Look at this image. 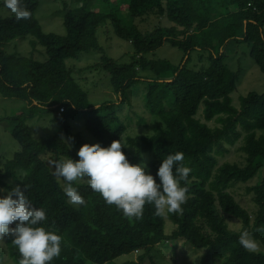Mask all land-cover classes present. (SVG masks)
Here are the masks:
<instances>
[{
	"label": "trees",
	"instance_id": "1",
	"mask_svg": "<svg viewBox=\"0 0 264 264\" xmlns=\"http://www.w3.org/2000/svg\"><path fill=\"white\" fill-rule=\"evenodd\" d=\"M72 1L83 5L64 3L65 34L44 31L36 17L39 0H22L30 12L27 20L0 13V97L26 103L11 128L21 149L0 159V188L26 185L30 201L45 210L42 226L62 238L61 253L49 264H129L116 259L144 251L139 255L143 260L155 248L162 251L156 247L162 244L176 255L180 240L198 264H264V92L250 91L240 106L232 97L246 71L243 55L264 73V0ZM156 18L159 24L152 27ZM102 33L130 42L131 51L109 56ZM28 36L34 37L30 56L7 50ZM164 42L183 52L179 63L156 57ZM39 45L45 49L43 60L34 54ZM90 50H103L95 66L109 73L116 100L91 104L66 62ZM240 55L235 67L230 64L229 58ZM135 94L140 98L133 105ZM42 109L58 119L60 130L37 140L26 120ZM72 119L84 120L102 147L123 141L134 125H149L153 133L127 136L132 151L124 146L122 151L130 163L143 162L154 176L163 158L182 152L184 165L191 168L186 185L181 182L188 188L182 211L158 216L153 205L145 204L141 218L127 217L78 180L72 186L85 204L69 203L65 182L51 162L79 159L80 147L93 144L74 132ZM236 145L243 160L222 162ZM238 185L252 194L251 209L237 199ZM230 219L240 220L241 228L233 229ZM244 230L259 244L255 251L239 244ZM150 259L160 264L153 255ZM9 260L20 264L21 256L11 238L0 239V264Z\"/></svg>",
	"mask_w": 264,
	"mask_h": 264
},
{
	"label": "clouds",
	"instance_id": "2",
	"mask_svg": "<svg viewBox=\"0 0 264 264\" xmlns=\"http://www.w3.org/2000/svg\"><path fill=\"white\" fill-rule=\"evenodd\" d=\"M3 4L17 20L30 18L22 0H3ZM122 146V140H114L108 147L84 144L77 152L79 159L51 162L54 174L65 182L63 191L68 202L85 204L72 182L87 177L90 188L127 217L141 218L145 204L153 205L158 216L180 213L188 192L181 182L186 185L191 172L183 163L184 154L167 155L154 176L143 162L130 163ZM26 191V185L23 189L19 185L0 188V193H6L0 195V239L11 238L21 256L20 264H49L60 255L62 238L42 226L46 212L30 201ZM13 222L15 226L10 227ZM238 242L246 250L257 249L247 230L240 233Z\"/></svg>",
	"mask_w": 264,
	"mask_h": 264
},
{
	"label": "rangeland",
	"instance_id": "3",
	"mask_svg": "<svg viewBox=\"0 0 264 264\" xmlns=\"http://www.w3.org/2000/svg\"><path fill=\"white\" fill-rule=\"evenodd\" d=\"M1 1V0H0ZM95 1V0H94ZM40 4L36 12V17L40 21L45 32L48 33H57L65 34L66 27L64 24V3L67 2L71 8H77L83 5L82 2H73L72 0H39ZM95 4L88 5L87 8H92ZM0 13L4 17L13 16L14 14L9 11L7 8L2 7ZM159 24V20L156 18L152 21V27ZM101 31V30H100ZM101 43L103 44L106 54L113 57H122L131 51L132 46L130 42L119 39L115 35H105L101 34ZM34 37L28 36L26 38H18L11 42L7 46V50L10 52L19 51L30 56L34 51L33 47ZM237 50V48H236ZM232 53H235V50H229ZM235 51V52H234ZM182 51L179 48L171 46L168 42H164L161 47L155 51L156 57L167 58L171 62L177 64L180 61L182 56ZM35 57L43 60L45 58V49L43 46L39 45L34 53ZM104 55L103 50H90L88 52H83L78 58H68L66 62L74 70V77L81 84L83 90L88 93L89 101L91 104L101 103L106 100H116L117 94L112 90L109 73H106L102 66L96 67L95 63L101 60V57ZM246 59L244 67L246 71L242 76L241 82L239 83L237 89L232 93L234 104L240 106V99L242 96L247 95L250 91L264 92V73L260 70L259 66L250 58L249 55H243ZM242 58V55L237 56V58L231 57L228 59L230 64L238 63L239 59ZM232 65V66H233ZM132 103L139 101V95H133ZM26 107V103L22 100L12 98V97H0V159L6 161V159L12 158L17 152L20 151L21 145L17 140H15L11 128L13 125L18 123L14 119V116L23 112V109ZM201 113V112H200ZM73 130L75 133H81L85 139L95 143V139L92 137L90 132L86 129L84 120L72 119L70 120ZM214 125V121L210 122ZM26 124L32 134V136L41 140L50 135L56 134L60 130V123L58 119L48 110L42 109L36 112V114L26 120ZM263 132L264 131H260ZM153 133V130L148 125L147 127L143 126H132L127 130L123 138L124 147L128 151H132V148L127 143V136H141L143 134ZM64 135V134H63ZM62 135V136H63ZM123 147V146H122ZM239 145L231 147L230 153L223 158L221 161L230 160L232 162L242 161L243 152L238 149ZM48 152L44 154V158H47ZM79 182L88 183L87 177H82L78 179ZM254 180L250 185L255 184ZM6 193H0V195H5ZM252 194L246 193L245 185H238V190L236 193L237 199L241 203L251 209L253 207ZM169 225H172L168 221ZM230 226L233 229L241 228V221L237 219L229 220ZM169 232L171 230L169 229ZM183 241H179L178 247L176 249V255H173L174 250L168 246L157 245L156 247L162 246V251L160 248H155L152 250V253L149 254L151 258L153 255V260L160 264H198V260L194 254H191V251L185 252L186 246L183 249ZM257 247L259 246L258 243ZM174 247V246H171ZM204 250L198 251L197 253L202 255ZM144 253V251L133 252L130 254H125L119 256L116 261L118 263H125L131 261L134 264H152L149 257L141 260L139 255ZM163 258V259H162ZM4 264H14L11 260L4 262Z\"/></svg>",
	"mask_w": 264,
	"mask_h": 264
},
{
	"label": "built area",
	"instance_id": "4",
	"mask_svg": "<svg viewBox=\"0 0 264 264\" xmlns=\"http://www.w3.org/2000/svg\"><path fill=\"white\" fill-rule=\"evenodd\" d=\"M61 112H63V108H61V109H60V112H59V114H61Z\"/></svg>",
	"mask_w": 264,
	"mask_h": 264
}]
</instances>
